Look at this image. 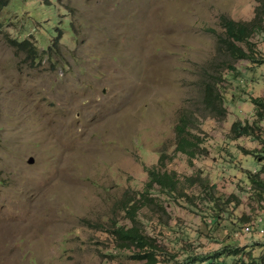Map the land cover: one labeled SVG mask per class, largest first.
<instances>
[{"label": "rangeland", "instance_id": "rangeland-1", "mask_svg": "<svg viewBox=\"0 0 264 264\" xmlns=\"http://www.w3.org/2000/svg\"><path fill=\"white\" fill-rule=\"evenodd\" d=\"M8 4L0 9V264H140L107 229L111 218L126 223L116 204L142 191L159 157L179 177L214 184V202L199 186L188 190L191 204L143 208L147 235L172 227L159 240L168 251L184 238L200 253L228 244L257 254L264 200L244 170L258 168L244 154L257 144L233 140L228 127L251 123L250 98H264V33L251 39L253 63L219 43L220 17L250 21L256 0ZM13 39L27 40L37 58ZM208 90L221 96L223 115L204 104ZM181 117L198 124L193 158L175 151ZM151 195L163 199L157 188ZM248 217L255 230L246 233Z\"/></svg>", "mask_w": 264, "mask_h": 264}, {"label": "trees", "instance_id": "trees-1", "mask_svg": "<svg viewBox=\"0 0 264 264\" xmlns=\"http://www.w3.org/2000/svg\"><path fill=\"white\" fill-rule=\"evenodd\" d=\"M10 0H0V9L9 5ZM254 9V15L250 21H234L226 17H220V26L223 29V38H219V43L223 44L226 52L234 60H247L250 62H257L255 50V44L251 41L252 37L256 34L264 33V3L259 2ZM46 5H44V8ZM51 31V30H49ZM13 46L17 50H23L32 56L37 58V52L29 49L27 40L13 39ZM264 61V60H262ZM261 63V62H260ZM208 90L207 96H205L204 104L209 108L215 110V112L223 115L224 110L220 113V109L215 106H221L224 101L217 93L210 95ZM250 102L255 109L254 120L251 123H242L240 121L233 120L229 125V133L233 140L241 137H247L253 139L256 142V146L250 150H244V154L250 157L257 167L244 168L248 184L253 189V192L258 195L260 201L264 200V181L260 175L264 174V129L260 123L264 120V98L252 97ZM197 126L198 124L192 120L181 117L175 127V134L177 140L176 152L186 154L189 158H193L195 155L196 147L200 145V139L197 135H191V126ZM166 157V156H165ZM160 169H158V168ZM164 169V170H162ZM147 172V181L144 183L142 191L131 193L125 191L116 204L119 212L123 213V219L125 222H114L111 218V228L107 229L110 236L113 238V242L116 247L122 251L132 250L131 259L140 264H264V246H257V254L253 253V248L248 246H231L224 245L221 248L212 252L200 253L198 250H191L190 246L186 243V239L179 238L177 242L178 247L173 246L169 251L159 243L166 236L174 231L172 227L163 232H158V236L147 235L145 228L140 220V211L143 208H150V213H155L154 209L162 207L163 202L171 204L172 202L183 201L191 204L193 197L188 193L189 189H195L199 186H205V192L209 193V201L214 202L212 198L211 189L213 186L206 187L202 183V179L196 176H184L179 177L176 172L168 171L165 167V160L162 157L158 158L155 168H149ZM212 187V188H211ZM154 188L161 191L163 199L158 200L155 196L151 195ZM232 198V197H231ZM228 199L229 201L231 200ZM233 199V198H232ZM152 208V209H151ZM216 211V210H215ZM224 215V211H221ZM217 216L216 224L219 222ZM217 215H219L217 213ZM211 217H214L211 215ZM263 217V216H262ZM247 225L243 227V231L248 227L249 231L255 230V225L249 224V217L245 218ZM264 220L262 218L258 220L257 226L259 232H264V224L261 223ZM184 251L183 258L179 259L178 254Z\"/></svg>", "mask_w": 264, "mask_h": 264}, {"label": "built area", "instance_id": "built-area-1", "mask_svg": "<svg viewBox=\"0 0 264 264\" xmlns=\"http://www.w3.org/2000/svg\"><path fill=\"white\" fill-rule=\"evenodd\" d=\"M245 231H246V232H247V231H249V228H248V227H246V228H245Z\"/></svg>", "mask_w": 264, "mask_h": 264}]
</instances>
